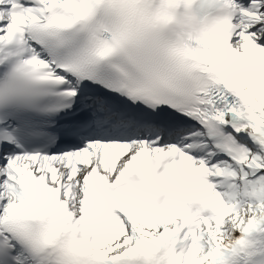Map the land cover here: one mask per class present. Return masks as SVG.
<instances>
[{
    "label": "snow or ice",
    "instance_id": "snow-or-ice-1",
    "mask_svg": "<svg viewBox=\"0 0 264 264\" xmlns=\"http://www.w3.org/2000/svg\"><path fill=\"white\" fill-rule=\"evenodd\" d=\"M258 231L264 0H0V264H236Z\"/></svg>",
    "mask_w": 264,
    "mask_h": 264
},
{
    "label": "clouds",
    "instance_id": "clouds-1",
    "mask_svg": "<svg viewBox=\"0 0 264 264\" xmlns=\"http://www.w3.org/2000/svg\"><path fill=\"white\" fill-rule=\"evenodd\" d=\"M236 264H264V231L248 234L234 254Z\"/></svg>",
    "mask_w": 264,
    "mask_h": 264
},
{
    "label": "bare ground",
    "instance_id": "bare-ground-1",
    "mask_svg": "<svg viewBox=\"0 0 264 264\" xmlns=\"http://www.w3.org/2000/svg\"><path fill=\"white\" fill-rule=\"evenodd\" d=\"M237 235H239V234H237Z\"/></svg>",
    "mask_w": 264,
    "mask_h": 264
}]
</instances>
